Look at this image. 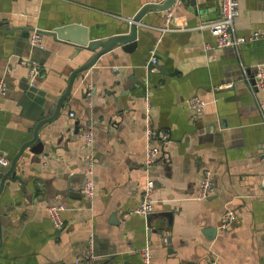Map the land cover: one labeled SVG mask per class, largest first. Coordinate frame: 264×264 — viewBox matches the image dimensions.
<instances>
[{
	"label": "crops",
	"instance_id": "0c3cea01",
	"mask_svg": "<svg viewBox=\"0 0 264 264\" xmlns=\"http://www.w3.org/2000/svg\"><path fill=\"white\" fill-rule=\"evenodd\" d=\"M159 1L0 0V151L10 158L30 137L36 119L50 113H40V106L61 92L80 61L68 41L64 46L48 35L44 47L31 48L22 27L72 24L76 38L84 30L88 39H106L127 30L124 16ZM216 5L218 0H179L166 21V9L147 11L137 23L146 31L134 50L115 43L75 74L70 97L38 129L40 151L23 147L14 180L4 181L0 264H84L89 238L96 257L88 264H142L144 248L150 264H205L211 253L218 264H264V110L255 102L264 89L254 94L244 77V68L251 72L264 62V0H239L233 19L243 40L239 47H216L199 26L217 16ZM253 31L260 35L248 39ZM149 47L164 73L156 66L146 70ZM24 55L39 67L32 84ZM191 96L205 101L201 112L185 106ZM146 120L167 133L155 141L160 150L148 171L142 165ZM87 129L89 144L82 138ZM88 155L94 158L90 197L81 191ZM204 169L212 191L197 198ZM147 175L154 190L144 218L128 210L139 201ZM50 204L63 206L58 229L47 215ZM227 210L233 218L221 226Z\"/></svg>",
	"mask_w": 264,
	"mask_h": 264
},
{
	"label": "built area",
	"instance_id": "2783aa9c",
	"mask_svg": "<svg viewBox=\"0 0 264 264\" xmlns=\"http://www.w3.org/2000/svg\"><path fill=\"white\" fill-rule=\"evenodd\" d=\"M179 0H175L172 5ZM172 5L165 10V21L171 15ZM239 13V0H218V14L215 18L205 21L199 26L206 27L210 34L214 37V45L216 47L221 46H234L236 47L242 40L241 37L237 36L233 30V19ZM260 34L258 31L252 32V37H248V39H254L258 37ZM247 39V38H246ZM29 44L39 45V36L37 33L33 32L28 36ZM152 49L150 50L151 56L150 61L152 63L155 62V57L152 55ZM39 72V67L36 62L30 61V65L28 67V76L32 77ZM244 77L248 82L250 90L255 94L256 91L264 89V62H259L255 64L251 74L248 75L244 68ZM252 79V82H250ZM3 81L0 79V94L3 92ZM144 101L146 107L149 106V93L145 90L144 93ZM256 106L259 112L262 114L264 110V96L257 97L255 96ZM185 104L188 109L196 113L203 109L205 105V101L197 96H191L185 98ZM70 114H72L70 112ZM144 136L146 140L145 152L142 159V165L148 171L150 167L154 164L158 154H159V144L155 141H163L167 138V133L165 130L154 128L151 126L146 120L145 128H144ZM92 132L90 129H87L82 133V138L85 143L89 144L91 141ZM8 158L0 153V164H7ZM94 158L90 155L86 157V162L83 167V175L84 181L81 187L82 193L90 197L93 194L94 186L91 178L93 171ZM259 186L264 192V155L262 156L261 162V174L259 178ZM154 190V181L150 175H147L144 179L141 194L139 201L135 206H133L128 213H136L142 217H146L152 211V202L153 197L152 193ZM212 191V182L210 173L208 170L204 169L201 171L200 179L198 185L195 190V197L197 198H205ZM46 211L51 225L54 228H60L63 224V219L61 217V211L63 210V206L61 204H50L46 205ZM233 218V214L230 210L226 211L225 218L221 223V226L228 224V222ZM91 239L88 241V248L80 257L84 264H88L89 261L96 257L95 254L91 251ZM142 264H150V254L146 248L140 251ZM205 264H218L217 255L215 253L209 254L207 258H205Z\"/></svg>",
	"mask_w": 264,
	"mask_h": 264
},
{
	"label": "water",
	"instance_id": "95a60500",
	"mask_svg": "<svg viewBox=\"0 0 264 264\" xmlns=\"http://www.w3.org/2000/svg\"><path fill=\"white\" fill-rule=\"evenodd\" d=\"M154 1H158V0H154ZM174 1L175 0H160L159 2H145V3L141 4L137 8V10L133 14H131V16H124L125 21L127 23V30L123 31V33H120V34L111 35V36L107 37L106 39H88L84 34V30L80 33L79 37L76 38L75 37L76 35L73 33L72 29L77 28V26L72 25V24L66 25V26H61V27L54 26L53 28H42L40 26L22 27L21 35L23 37H28L33 32L37 33V35L39 36V45L28 44L29 46H31V48L32 47L33 48L44 47V43L42 42V37L48 35V36H51V38H53V40H56L60 44L66 43L65 41H68L73 48L71 55L75 56L77 58V60H80V61L77 63L74 62L75 65L72 68H70V70L68 72L67 80L65 81L61 92H59L55 96L47 97V99L44 101L43 105L40 106V113H45V112H47L48 109L50 110V113L46 116L37 118L36 121L34 122L33 126H32V130L30 132V137L27 140H24L23 142H21V144L18 146L16 152H14V154L10 158H8L6 156L8 158V162L6 164V167L0 168V193L3 189L4 181L6 179L14 180V178H15V174H14L15 162H16V159L19 156L20 152L22 151L23 147H25L26 145H31L30 150L36 151V152L40 151L41 146H42V142L38 139V129L42 124L52 120L56 116V114L58 113L60 106L65 103V101H66L65 99L70 97V89H71L75 74H77L80 71L91 66L95 62L98 55H100L104 51L110 49L115 43L120 44L121 47L125 51L130 52V51L134 50L136 48L137 44L139 43L140 37L142 35H144V33L146 31L144 29L138 30L136 27L138 22H140V21L144 22L145 21V18H146L144 16L145 13L147 11H150V10L167 9L172 5V3ZM192 4H195V2H192ZM215 10H216V12H218L217 5L215 6ZM163 21H164V19H163ZM163 27H165V26H163ZM29 29H31V30L29 31ZM47 29H49V30H47ZM161 31L157 32L158 35L156 38L159 37ZM244 41H246V40H244ZM66 44H68V43H66ZM63 45L68 46L65 44H63ZM209 46H211V44ZM239 46H240V44L238 45V47ZM151 49L152 48H150V47L148 48V50H151ZM148 53H149L148 58L144 62V65L146 66V70H149L150 68L156 66L160 72L164 73L163 69L160 66L155 65L154 63H152L150 61L151 52H148ZM152 55H156L154 53V51H152ZM22 58H23L22 60L26 64V73H27V80L26 81L28 84H32L34 82V78H36L38 76V73L32 77H29L28 76V67L30 65V61L31 62L32 61L37 62V61L28 55H24ZM245 71L247 72L248 75L251 74V72H249L247 70V68H245ZM141 78L147 79L148 77L146 74H144V76H142ZM131 81H132L130 84L131 86L129 88L133 87L134 80H131ZM250 82H252V79H250ZM140 85H142L141 82H140ZM55 87H56V83H55ZM127 91L128 90H126V92ZM81 96H85V93L83 92ZM185 106H186V104H185ZM201 111L202 110H200L196 113H199ZM209 125H211V124H209ZM212 126L214 127V125H212ZM0 153H3V152L0 151ZM1 211L2 210L0 209V212ZM1 222H2V220L0 218V224H1Z\"/></svg>",
	"mask_w": 264,
	"mask_h": 264
}]
</instances>
